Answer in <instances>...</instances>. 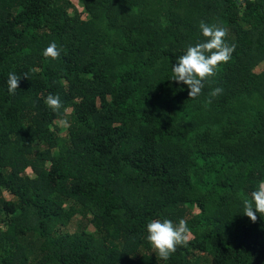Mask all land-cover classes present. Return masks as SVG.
Masks as SVG:
<instances>
[{"label":"trees","instance_id":"trees-1","mask_svg":"<svg viewBox=\"0 0 264 264\" xmlns=\"http://www.w3.org/2000/svg\"><path fill=\"white\" fill-rule=\"evenodd\" d=\"M76 1L86 18L0 0V264H264V214L242 213L264 181V0ZM201 21L235 48L192 99L172 66ZM153 219L192 238L163 260Z\"/></svg>","mask_w":264,"mask_h":264},{"label":"clouds","instance_id":"clouds-1","mask_svg":"<svg viewBox=\"0 0 264 264\" xmlns=\"http://www.w3.org/2000/svg\"><path fill=\"white\" fill-rule=\"evenodd\" d=\"M199 27L202 35L207 38L204 42L188 46L186 52L179 56L176 64L172 66V80L183 82L187 85L188 97L197 98L204 87V81L215 75V69L219 63H226L230 60L235 45L229 46L225 43L227 30L217 25H209L201 21ZM46 58L57 59L60 57V50L55 42H51L44 50ZM26 77V76H25ZM20 75L10 72L7 78V91L15 94L19 88ZM222 89L215 88L209 93L206 103H211V97L217 96ZM45 104L53 111H58L62 102L58 95L49 94L45 98ZM35 178V177H33ZM242 213L251 221L257 220L256 213L264 214V181L259 182L258 187L250 193V199L243 201ZM147 240L156 250L159 258L167 260L177 249V246L189 242L190 229L184 219L174 224L169 219H153L146 225Z\"/></svg>","mask_w":264,"mask_h":264},{"label":"rangeland","instance_id":"rangeland-1","mask_svg":"<svg viewBox=\"0 0 264 264\" xmlns=\"http://www.w3.org/2000/svg\"><path fill=\"white\" fill-rule=\"evenodd\" d=\"M71 2L73 4L74 8L80 13L81 17L82 18H86V14L84 13L83 7L81 6V4H79L76 0H71ZM69 12H70V10H69ZM262 67L263 66L259 67L257 70L262 69ZM67 123H68V121H67V119L65 117L63 119L57 121V124L59 126L63 127V128L67 125ZM27 172L29 173V171H27ZM5 196L7 197L6 193H5ZM74 219H75L74 220V222H75L76 220H78V217L76 216V218H74ZM69 228L70 229H73V224H71V226H69ZM89 230H92V228L90 227ZM189 238L190 239L192 238V235L191 234L189 235ZM144 247L146 249L153 250V247L150 244V242H148V244L144 245Z\"/></svg>","mask_w":264,"mask_h":264}]
</instances>
